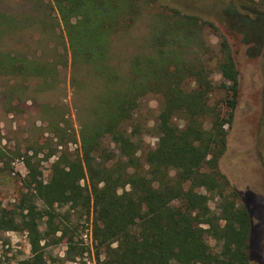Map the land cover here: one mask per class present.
<instances>
[{"label":"trees","instance_id":"1","mask_svg":"<svg viewBox=\"0 0 264 264\" xmlns=\"http://www.w3.org/2000/svg\"><path fill=\"white\" fill-rule=\"evenodd\" d=\"M51 1L0 0L1 107L14 112L24 99L35 102L54 87L58 67H68L78 125L77 139L64 105L41 104L57 138L47 157L62 147L47 182L38 152L19 154L27 171L19 203L0 208V233H27L31 254L16 264H48L39 219L47 214L52 227L55 204L92 215L96 264H250L249 213L218 161L239 94L227 33L264 48V0H229L217 18L226 32L164 0ZM150 94L158 98L157 141L144 150L139 111ZM69 229L63 221L74 248Z\"/></svg>","mask_w":264,"mask_h":264},{"label":"rangeland","instance_id":"2","mask_svg":"<svg viewBox=\"0 0 264 264\" xmlns=\"http://www.w3.org/2000/svg\"><path fill=\"white\" fill-rule=\"evenodd\" d=\"M52 2L51 0H47ZM178 4L182 9L195 12L202 17L215 21L219 31L226 32L224 25L218 21L221 9L229 0H164ZM11 9L16 10L13 4ZM53 14L59 21L57 33H61L63 45L69 60L66 35L57 11ZM232 46L237 69L239 71L238 102L234 110L231 126L226 135V149L218 161L220 171L229 181V185L241 195L252 217L253 225L260 222V213L264 211V48L252 47V43H244L238 34H228ZM210 41L216 45L217 36L209 33ZM63 50V48H61ZM58 75L54 87L42 93L34 102L24 99L19 106L21 110L7 112L0 105V208H15L21 197V178L26 174L24 159L19 154H32L37 151L41 178L47 182L51 177V163L60 153L58 146L54 151L57 138L48 131L47 115L43 114L41 104L65 106V116L69 119V130L78 139V125L72 108L69 86V68L58 67ZM218 75H214V80ZM28 83V82H27ZM31 83V82H30ZM0 82V86H1ZM32 84V83H31ZM158 114V98L150 94L144 98L139 111L145 122L142 131L143 149L154 147L157 141L154 133V121ZM104 145L114 148L109 137L104 138ZM67 147L75 154L79 152V144L69 142ZM2 152V154H1ZM144 152L141 153L143 158ZM9 164V168L8 165ZM87 184L86 179L80 181ZM37 208L43 210L45 204L37 201ZM209 206L215 209V201ZM53 226L50 227L49 216L44 214L39 219V229L44 235L41 240L48 264H96L97 249L92 237V215L86 217L79 211H71L68 205L53 206ZM70 211V212H69ZM63 213L68 219H63ZM63 221L69 226L67 236L72 237L74 248H69L63 238ZM53 228H58L52 232ZM213 248L214 240L208 239ZM82 251V254H80ZM31 250L25 231H4L0 233V261L16 264L19 260L30 256ZM99 257L102 250L99 249ZM250 264H258L254 260Z\"/></svg>","mask_w":264,"mask_h":264},{"label":"flooded vegetation","instance_id":"3","mask_svg":"<svg viewBox=\"0 0 264 264\" xmlns=\"http://www.w3.org/2000/svg\"><path fill=\"white\" fill-rule=\"evenodd\" d=\"M242 201L244 203L243 198ZM244 205L246 206L245 203ZM247 211L250 218L249 259L250 262L254 260L258 264H264V211L263 214L262 212L260 213V222H258L256 225H253L252 217L248 208Z\"/></svg>","mask_w":264,"mask_h":264}]
</instances>
